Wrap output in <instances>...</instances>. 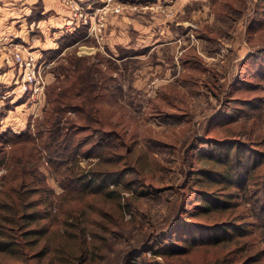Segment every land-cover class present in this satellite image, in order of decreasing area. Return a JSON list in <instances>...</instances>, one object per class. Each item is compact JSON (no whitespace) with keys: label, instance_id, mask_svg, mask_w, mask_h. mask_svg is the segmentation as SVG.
I'll return each instance as SVG.
<instances>
[{"label":"rangeland","instance_id":"rangeland-1","mask_svg":"<svg viewBox=\"0 0 264 264\" xmlns=\"http://www.w3.org/2000/svg\"><path fill=\"white\" fill-rule=\"evenodd\" d=\"M114 1L122 7V12L108 20L102 45L94 36L85 37L72 46H64L56 56L54 50L66 41L60 40L80 27L73 26L72 22L70 28L64 27L66 31L59 39L58 47L51 44V40L47 45L34 42L24 45L19 43L23 42L21 37L12 35L9 40L0 36V133L7 128L21 132L30 127L35 131L49 107L50 88L59 91L60 88L71 86L74 81L66 71V68H71L72 61H100V66L108 72H112V67L117 69L114 74L119 79L120 88L115 94H112L114 91L106 92L98 106L102 109V118L115 123L118 130L127 131L125 138L128 142L138 141L137 155H142L143 164L149 163L142 170L148 175L147 181L153 182L149 194L138 195L136 192L141 188L136 183L127 194L131 207L125 214L115 210L111 200L96 195L72 196L58 203L53 211L60 216V221H63L62 208L66 212H85L90 228L98 231L102 237L96 240L99 246L96 264H121L129 252L138 249L145 241L155 239L158 234L167 235L174 230L182 232L181 229L177 230L185 226L181 221L184 218L182 216L205 224L235 220V216L246 211L242 200L249 196L263 198L261 183L264 180V155H255L249 147H256V141L264 139V74L260 71L261 67L254 66L252 60L246 61V57L264 47V29H259L261 35L259 31H247L252 19L257 20L263 14L264 0H231L239 11L225 7L223 4L227 0ZM239 1L243 2V6ZM110 14L114 13H108L106 17ZM119 19L124 23L121 46L111 43L119 40H111V35L118 32L109 31L118 27L116 21ZM183 28L187 31L183 32ZM52 30L49 33H53ZM37 32L32 31L30 37L37 36L45 42L47 35L41 37V31ZM203 33L216 38L208 41L202 37ZM153 41L158 45L155 50L151 47ZM161 41L168 42L164 44ZM7 44L12 51L23 47L24 55L32 53L37 65L44 66L45 89L42 96L34 100L30 93L20 91V69L11 56L12 51L4 47ZM128 54H135V57L120 59ZM188 58L192 59L187 61ZM230 98L257 99L251 101L245 113L234 114L237 122H233L231 114L235 110L227 109ZM167 113L176 114L177 117L166 118ZM68 116L84 123L78 120L75 113L69 112ZM89 133L87 131L81 136ZM233 137H240L239 141H246L247 146L239 142L236 151L230 146V164L235 165L231 169L234 179L231 184L216 173L224 167L221 162L213 163L215 158L229 163L224 146L216 142L210 146L205 141ZM259 149L264 151V145H260ZM91 161L93 159H82L79 163L88 166ZM256 163L261 165L248 177L249 167L252 169ZM41 167L48 185L60 197L64 189L54 167L46 163ZM200 168L212 170L211 177L198 174ZM2 173H5L4 169ZM131 178L133 175L129 174L127 179ZM248 180L253 186L249 189L246 188ZM225 184L229 185L226 189L223 186ZM216 189L232 194L233 203L229 204L228 209L199 211L198 205L206 204L205 191L215 192ZM257 189L261 193L256 196ZM236 194H241L240 198H235ZM263 204L259 198L256 203L258 212L260 207H264L261 206ZM247 205L251 208L250 203ZM105 210L111 214L103 213ZM194 211L198 213L192 215ZM101 223L108 228H104ZM258 224L256 221L255 225ZM195 236L199 241H204L203 244L193 246L187 255L175 258L177 262L214 264L216 258L220 259L222 254L232 248L227 244L225 247L223 244L207 243L204 231L197 232ZM253 236L259 241L258 249L264 251V227L259 228ZM169 239L176 241L177 232L170 234ZM156 263L168 262L164 258H155L149 252L142 253L138 262ZM258 264H264V256Z\"/></svg>","mask_w":264,"mask_h":264},{"label":"trees","instance_id":"trees-1","mask_svg":"<svg viewBox=\"0 0 264 264\" xmlns=\"http://www.w3.org/2000/svg\"><path fill=\"white\" fill-rule=\"evenodd\" d=\"M239 2L243 6V2ZM223 5L231 11L240 10L231 0H227ZM261 28L264 29V12L257 20L252 19L247 31H259L261 35ZM69 34L60 40L61 42L66 39L69 43L65 41V44L61 43L60 47L54 50L56 56L64 46L69 47L83 40L88 34V26L81 25ZM202 37L208 41L216 38L206 34ZM130 57L134 58L135 54L125 55L120 59L125 60ZM193 57L196 58V55ZM247 60L248 62L252 60L254 66L261 67L260 71L264 74V47L250 53L246 57ZM72 63L71 68H66V71L74 81L71 86L60 88L59 91L50 88L49 107L45 110L43 119L37 123L35 131L30 127L21 132L7 128L0 133V172L2 169L5 170V173L0 174V264H96L97 249H99L96 240L102 237L99 236L98 231L90 228L84 211L66 212L62 208L63 221H60V216L53 212L58 203L73 198L72 196L96 195L111 200L114 209L125 214L131 207L127 195L131 192V188L138 183L141 189L136 193L145 196L152 187L153 182L147 181L148 175L142 170L147 162L143 164L142 155H137L138 141L128 142L125 138L127 131L118 130L115 123L102 118V109L98 106V103L104 100L106 92L114 91L112 94H115L120 88L119 79L114 74L117 69L109 66L112 67V72H108L100 66V61L87 63L86 60L79 59ZM256 99L230 98L227 109L235 110L231 114L233 122H237L234 114L245 113L246 107ZM69 112L75 113L78 120L84 123L69 117ZM165 117L175 119L177 115L167 113ZM87 131L90 132L89 135L82 137L81 134ZM239 138L233 137L227 140L210 138L205 141L210 146L212 142L224 146L229 163L218 158H215L213 163L221 162L224 167L221 172L216 173L222 180L231 184L234 183L231 169L235 165L230 164L232 151L230 146L232 145L233 151H236V148L238 150L239 142L247 146V142L239 141ZM91 140L92 144H90ZM255 145L256 147H248L255 155H264V151L259 149L260 145H264V139L256 141ZM82 159H93V161L88 166H81L79 162ZM237 159L242 161L241 157ZM44 163L53 166L56 175L60 178V185L64 189L60 197L55 195L54 190L47 183L41 167ZM260 165L256 163L252 169L249 167L248 177ZM212 172L209 168H200L198 174L211 177ZM129 174L133 175L134 179H127ZM223 186L226 189L229 185ZM251 187L253 186L248 180L246 188ZM261 187L263 198H259L264 202V180ZM205 192L206 204L198 205L199 211L228 209L229 204L233 203L232 194L222 192L220 189H216L215 192ZM257 193L261 191L257 189L256 196ZM240 196L241 194H236L235 198ZM259 198L249 196L242 200L246 211L235 216V220L205 224L182 216L184 218L181 221L185 226L177 229H181L182 232L174 230L169 231L167 235L158 234L155 239H151L150 242L147 240L138 249L129 252L121 264H138L141 254L147 252L155 258L166 259L167 264H181L175 258L183 257L193 246L203 244L204 241H199L195 236L199 231H204L207 235V243L211 245L223 244L226 247L227 244L228 247H232L222 254L220 259L216 258L214 264H258L264 256V251L258 249L259 241L253 236L259 228L264 227V207H260V212L256 207ZM209 199L211 201H208ZM246 203H250L251 208ZM104 212L111 214L107 210ZM197 213L194 211L191 214ZM256 221L261 225H255ZM101 225L108 228L104 223ZM171 229L173 230L174 227ZM176 232V241H170V234Z\"/></svg>","mask_w":264,"mask_h":264},{"label":"crops","instance_id":"crops-1","mask_svg":"<svg viewBox=\"0 0 264 264\" xmlns=\"http://www.w3.org/2000/svg\"><path fill=\"white\" fill-rule=\"evenodd\" d=\"M85 6L89 7L91 11L102 7L103 0H81ZM118 16L115 14H110L107 16L106 26L110 17ZM72 19L69 10L60 2V0H0V36H5L9 39L12 35L21 37L23 42L21 44L27 45L34 42L35 44L47 45L48 41H52L51 44L58 47L59 39L65 34V28H70L72 25ZM118 27L115 29H110L109 31H116L112 36L111 40L118 38L119 40L111 41L114 45L121 46V41L123 40L124 34V23L122 19L116 21ZM36 28V29H35ZM41 31V37L46 34L47 38L45 42L39 39L37 36L34 38L30 37V33L34 30ZM53 29V33H49V30ZM192 30V29H191ZM106 28L104 30V33ZM187 29L183 28V32ZM37 32V33H39ZM110 32V33H111ZM56 33V34H55ZM113 34V33H112ZM91 37V35L86 36V39ZM10 40V39H9ZM40 40V41H39ZM40 42V43H39ZM168 41H161L160 43H166ZM103 44V43H102ZM101 44V45H102ZM147 44V43H146ZM52 45V46H53ZM100 45V44H99ZM149 45H146L148 47ZM155 41L151 43L153 50L156 48ZM53 47V48H56ZM102 47V46H100ZM45 48V47H42ZM149 54V50L147 51Z\"/></svg>","mask_w":264,"mask_h":264},{"label":"built area","instance_id":"built-area-1","mask_svg":"<svg viewBox=\"0 0 264 264\" xmlns=\"http://www.w3.org/2000/svg\"><path fill=\"white\" fill-rule=\"evenodd\" d=\"M61 1L70 12L72 23H74L73 26H88L89 35L94 36L100 44L105 39L103 30L106 25V15L108 13L119 14L122 12V7L117 5L114 0H105L102 7L94 11H91L89 7L79 0ZM4 47L12 51V48L8 44ZM21 48L13 49L11 53L13 60L20 69L18 85L21 92L25 94L30 93L32 99L35 100L44 94V66L42 64L37 65V59L32 53L24 55Z\"/></svg>","mask_w":264,"mask_h":264}]
</instances>
